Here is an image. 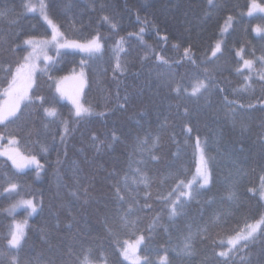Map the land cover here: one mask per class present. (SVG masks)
<instances>
[{"label":"trees","instance_id":"trees-1","mask_svg":"<svg viewBox=\"0 0 264 264\" xmlns=\"http://www.w3.org/2000/svg\"><path fill=\"white\" fill-rule=\"evenodd\" d=\"M44 2L63 38L98 37L101 50L62 51L0 121L1 142L16 140L0 151V264H128L120 249L137 237L141 264H264V36L253 33L264 16L245 15L250 0ZM25 9V0H0V98L26 39L51 34ZM81 62L87 115L54 85ZM196 141L210 183L172 213ZM21 197L38 209L14 249L10 225L25 211L8 208ZM257 220L255 234L227 249Z\"/></svg>","mask_w":264,"mask_h":264},{"label":"rangeland","instance_id":"rangeland-1","mask_svg":"<svg viewBox=\"0 0 264 264\" xmlns=\"http://www.w3.org/2000/svg\"><path fill=\"white\" fill-rule=\"evenodd\" d=\"M25 7L27 13H35L48 25L50 29V36L45 38L31 37L26 39L25 45L29 50L25 56L23 64L16 70L15 75L10 84L2 92L0 98V121L11 118L17 112L20 104L29 98L30 91L35 83L36 73L44 71L47 65L59 56L62 51H78L84 54H97L101 50V43L98 37H94L87 41H76L63 38L57 25L48 17L45 9L44 0H25ZM246 16L262 15L264 16V5L255 0H250L248 8L245 11ZM233 21L232 16H227L220 28L219 37L215 41L211 55L216 54L222 45L226 33L229 31ZM253 33L256 35L264 36V26H255ZM83 63L80 67L73 70L72 73L55 78L54 85L57 96L60 100L70 103L76 115H87L91 113V109L85 106L82 102V92L85 87V71ZM49 114L54 111H48ZM0 138V151L10 152L7 147H12L16 140H9L4 144ZM13 142V143H12ZM195 169L192 176L180 183L173 196L175 201L172 206V213H174L175 204L181 199H187L194 187L204 188L210 183V175L207 166V161L204 156L203 146L200 141H196L195 146ZM16 186L12 185L8 190L14 189ZM38 209L33 197L19 198L9 208L11 214H15L20 210L25 211V218L20 220H13L10 225V240L9 246L16 249L24 236L25 227L29 219L35 214ZM261 225V220L249 223L243 230L230 237L225 241L227 249L235 243L246 240L255 234ZM142 237H137L132 240H127L123 243L120 253L122 258L128 264H141L143 258L139 254V248L142 244ZM226 250L220 252L222 256L226 255ZM166 257H162L161 261L164 262ZM89 264H103V263H89Z\"/></svg>","mask_w":264,"mask_h":264}]
</instances>
